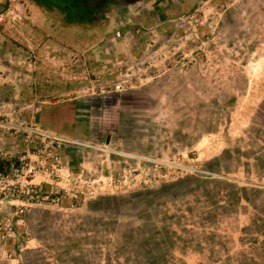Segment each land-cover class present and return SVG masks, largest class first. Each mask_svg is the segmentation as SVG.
<instances>
[{
  "label": "rangeland",
  "instance_id": "1",
  "mask_svg": "<svg viewBox=\"0 0 264 264\" xmlns=\"http://www.w3.org/2000/svg\"><path fill=\"white\" fill-rule=\"evenodd\" d=\"M32 1L0 0V173L26 148L22 127L58 138L31 157L45 168L31 177L39 189L0 192V264H264V0H196L155 28L137 26V60L117 62ZM136 4L120 0L103 20ZM103 97L122 121L136 117L131 133L102 120L75 135L46 126L53 102L96 112Z\"/></svg>",
  "mask_w": 264,
  "mask_h": 264
},
{
  "label": "crops",
  "instance_id": "2",
  "mask_svg": "<svg viewBox=\"0 0 264 264\" xmlns=\"http://www.w3.org/2000/svg\"><path fill=\"white\" fill-rule=\"evenodd\" d=\"M32 0H29V2H31ZM127 2V0H122ZM143 1L145 3H143ZM143 1H139L137 0V4L133 5V11L131 12L129 17H125L118 15L117 17H115V19L113 20V18L109 19H104V17H101V19H99V21H96L95 25H89L87 27L82 26V25H76L74 23L69 24V25H63L62 22V18L60 16V13H57V10H55V8H47L43 5H40V9H42V11L44 13H46L47 15L51 13V17L53 22L52 23L51 19L48 21V23L50 24H56L53 25L55 28L58 26H69V27H74V29L76 30H84V33H88L89 35H91L90 33H92V35H94L93 40L91 41V43H89V46H93L94 44H99L102 46L103 50H108V51H112L111 53H108V55L112 56L111 59H113V61L117 62L119 60H126V61H131L130 59H136L134 56L132 55L133 53L135 54V52H133L131 50V46L137 41L134 38H132V36L130 35L132 32L137 33V26L141 27V28H148V27H153L155 28L156 25V21H158L159 23L163 22V19H167V18H173L177 13H182V12H187L189 10H191L194 6V3L196 2V0H143ZM150 1V2H148ZM33 2V1H32ZM90 5L94 4L93 0H88L87 2ZM118 3V2H117ZM38 4V3H36ZM115 4H113L114 6ZM38 6V5H37ZM39 7V6H38ZM110 4L109 5H105V9L109 14V10H110ZM128 7V8H127ZM118 9L120 7H117ZM116 8V9H117ZM132 7H130L129 5L126 6V8L124 7L123 9H128L129 11L131 10ZM195 9V8H194ZM120 13L122 12L121 9H119ZM119 11L115 14H118ZM23 15H27L28 17V13L26 12V10L23 9ZM57 14V16H56ZM3 13L0 12V17H2ZM5 15L7 16V12H5ZM31 21V22H29ZM27 22V27L26 28H35L37 31L45 33L44 35L47 34L46 30L47 27L45 25H40V23L37 22H33V20H29ZM10 24V23H9ZM11 25V24H10ZM158 26V24H157ZM98 29L102 30V32H96ZM9 32L12 34V28H8ZM118 30L120 32V37L119 39H113V35H114V31ZM130 32V33H129ZM151 33H153V31H151ZM138 37V36H137ZM46 36L43 37V44L44 45H49L51 47V49H54L53 55L54 57H60L62 56L60 53V51H57V46L55 43L52 42H47L45 41ZM8 40V39H7ZM40 44V43H39ZM88 44V43H85ZM136 44V43H135ZM108 48H107V47ZM137 46V45H136ZM56 47V49L54 48ZM105 47V48H103ZM41 49V48H39ZM74 50V49H72ZM67 54V53H66ZM70 55V54H67ZM114 56V57H113ZM111 59L109 61H111ZM137 60V59H136ZM112 65V64H111ZM116 65V64H115ZM129 66H125L122 67L121 69L117 70V71H126L128 69ZM116 71V72H117ZM125 73V72H124ZM123 73V74H124ZM127 73V72H126ZM122 74V75H123ZM106 98L103 97V99L101 100V98L99 99V103L100 106L97 109L96 112L93 111V107H90L88 110H86L85 113H79L76 110L73 111V113H67V108L70 107L71 103L69 102H53L52 106L47 113V124L46 126H48L50 129H55L67 134H84L87 133L88 131H90L91 129L94 128V125L96 124L97 126L99 125L100 121H103V130L108 131L111 128H115L117 131L118 136L121 138V136L123 134H127V133H131L129 130H131V127H128L129 124L135 123L136 121V117L132 116L130 118H128V121H122L121 118L125 117L127 120V117L125 115V113H123L122 115L120 114V111H117L116 109V103L115 104H111L110 101H106ZM112 99V98H111ZM102 101V102H101ZM77 107V106H76ZM101 111V112H100ZM44 113H46L44 111ZM68 114V115H67ZM67 115V116H66ZM121 117V118H120ZM53 120V121H52ZM143 123V119L142 118H137V123ZM60 123V125H59ZM70 124L69 128L67 127H63V125L65 124ZM72 124V125H71ZM60 126V127H59ZM63 127V128H61ZM72 127V129H71ZM129 128V130H128ZM137 131L139 132V134H144L143 132L145 131V129L143 127H138ZM142 137H145L143 135H141ZM152 138H150L151 140ZM241 196L243 198H245V192L243 190V192L241 191ZM29 258V259H28ZM37 258H31L30 256L23 259V261L20 262V264H35Z\"/></svg>",
  "mask_w": 264,
  "mask_h": 264
},
{
  "label": "built area",
  "instance_id": "3",
  "mask_svg": "<svg viewBox=\"0 0 264 264\" xmlns=\"http://www.w3.org/2000/svg\"><path fill=\"white\" fill-rule=\"evenodd\" d=\"M8 6L13 5L17 0H5ZM114 35L119 37L121 34L118 30L114 31ZM128 86V85H127ZM126 87V84H122L121 82H116L113 85V90L121 91ZM21 127L17 125V129ZM22 132H26L24 135V144L26 148L24 152H16L11 156L9 159V165L7 169V173L4 174L3 172L0 173V182L10 180L8 182V191H4V187H0L1 193H8L10 196L14 194V192H32L39 189L40 186L36 184H32L31 177L35 173H40L45 170L41 163H33V157H40L42 156L43 152H45L48 141H54L58 138L54 133L42 130L37 127H22ZM52 160L55 161L54 163L59 162V154L53 151L51 154ZM38 161V159H37ZM7 203H12L10 200H6ZM21 211V209H19ZM6 226L3 228L5 233H9L11 227L9 224V220L6 217ZM2 233V236L5 235Z\"/></svg>",
  "mask_w": 264,
  "mask_h": 264
},
{
  "label": "trees",
  "instance_id": "4",
  "mask_svg": "<svg viewBox=\"0 0 264 264\" xmlns=\"http://www.w3.org/2000/svg\"><path fill=\"white\" fill-rule=\"evenodd\" d=\"M62 9L60 16L63 25L76 24L82 26L95 25L101 17L106 16L105 5L113 6L120 0H93L94 4H88V0H62ZM122 1V0H121ZM36 3L43 5L41 0H35ZM44 6V5H43Z\"/></svg>",
  "mask_w": 264,
  "mask_h": 264
},
{
  "label": "water",
  "instance_id": "5",
  "mask_svg": "<svg viewBox=\"0 0 264 264\" xmlns=\"http://www.w3.org/2000/svg\"><path fill=\"white\" fill-rule=\"evenodd\" d=\"M242 190V189H241ZM243 192V191H242Z\"/></svg>",
  "mask_w": 264,
  "mask_h": 264
}]
</instances>
